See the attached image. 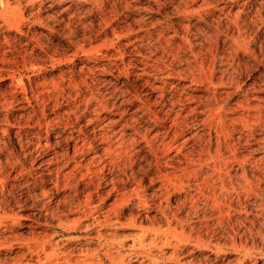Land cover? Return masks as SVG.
<instances>
[{
    "label": "rangeland",
    "instance_id": "374dc122",
    "mask_svg": "<svg viewBox=\"0 0 264 264\" xmlns=\"http://www.w3.org/2000/svg\"><path fill=\"white\" fill-rule=\"evenodd\" d=\"M208 1L188 0L184 3L178 0H0V212L2 211V216L4 215L0 232L2 233L1 238L5 237V240L0 238V264H39L37 263L38 259L43 260L46 256L53 258L52 260H55L53 263L60 264L66 262H68L66 264H176L177 261V264H264V130L259 123H254L253 120L246 122L233 114L237 109L239 111L238 107H234V103L241 97L234 83H237L239 79L249 81L255 71L264 67V52L257 51L259 64L256 68L249 70L242 65L238 66V58L243 57V54L239 41L231 37L232 23L227 22L223 18L224 15L215 14L223 19L218 21V24L212 25L209 22L211 20L210 13L213 10V13L218 12V3L217 0H213L216 2ZM242 1L236 2L235 11ZM251 2L253 11L260 8L261 5L264 6V0H252ZM262 8L264 10V7ZM197 12L203 14L201 18ZM178 23L190 24L189 41L193 39L194 35H198L196 30L205 36L207 47L205 56L209 57V61L212 62L213 83H222L217 87L220 91L224 89L234 91L225 103L217 107L214 113L222 111L232 120L228 122L230 128L225 139L234 142L232 147L234 149H231V152L230 149L221 145V153L230 159L228 169L222 170V173L229 171L226 181L228 184L230 181L229 190L232 191V204L236 209L241 208V212L238 213L236 209H231L229 214L224 213L223 220L219 222L218 210L212 213L207 210L205 219L199 214L201 219L196 222L197 224L191 223L194 221L193 216L188 218L189 223L186 224L195 226L193 235L190 237L187 235L188 231L182 234L177 228L175 231H167L168 241L165 244L160 240L153 244L149 243V235L141 242L140 227L147 229H151L153 226L159 229L162 227L160 231L166 232L167 224L163 221L162 209H158V207L162 204L164 206L167 201L168 204L170 203L169 206L172 204L173 207H176V202L184 195V192L180 193L177 189L172 188L168 189L170 195L167 197L163 193L160 200L159 197H154L151 194L160 185L162 175L156 173L154 168H148L145 159H142L145 151H141L142 154L134 158L135 161L132 162L131 167L134 169L135 176L127 175L123 178L125 181H123V189L109 192L111 186L106 184V179L109 178L107 170H98V176L103 177L100 180L101 186L98 192L93 191V205L90 208L87 207L85 213L83 210L75 209L74 201L78 198L73 196L75 187L52 195L49 204L45 203L47 202L46 198L36 200L33 197V194L40 193L41 183L38 175L46 174L44 168L29 167L14 179L13 175L7 176L5 168L7 153L4 145L11 154V160H16L18 153L22 154L18 139L13 132L23 120L18 119L16 103L12 102L10 107L4 106L6 101L8 103L11 100L12 94L21 99L25 90L24 92L27 97L31 98L32 104H34L33 101H41L38 106H34V111L37 110L36 112L47 115L55 110L59 114L56 119L55 131L59 133L58 147L60 149L69 148L71 164H73L72 162L79 163L82 159L81 155L73 152V146L75 138L82 134L86 135L89 131L88 128L90 129V127L84 128V125L89 126L86 123L88 120L85 115L84 118L82 116L85 105L94 104L97 101L94 100L96 97L108 98L114 88H120L123 91L131 90L137 93V98L126 94L129 102L123 105V119H130L132 116L139 118L140 113L136 111L140 105L139 100L146 91H149V83H158L156 73L143 74L142 72V69H145L143 64H146L148 61L146 59L150 56V45L156 44L155 35L158 32L167 37L173 33L172 29ZM166 28L170 29L166 33L162 32ZM207 32L212 34L208 37L205 35ZM173 42L179 41L176 39ZM253 45L257 48L258 41H253ZM184 46V52L181 51V53H187L186 57H189V60L184 61L181 58H176L167 68L170 75L165 79L167 83L165 89L169 92L173 83L184 81L188 83V78H191V75L199 76L196 77L195 83L207 82L202 77L201 66H195L193 71H188L185 68L186 64L193 65L191 63L193 58L189 54L188 42H185ZM155 55H158V51L153 52L151 57L153 58ZM140 73L142 75H137ZM233 74L234 76H232ZM72 83H78L76 84L78 87ZM177 90L175 94H181L180 87ZM167 91L166 94H169ZM256 91L257 97H264L258 88ZM196 94L199 96L202 92L197 91ZM47 95L51 99L45 103ZM86 96L89 99L88 102ZM252 102L253 104L258 103L257 100ZM43 104L49 105L43 108ZM233 107L234 112L228 110ZM68 109L75 110L77 116H81L80 120L69 118ZM7 111L12 114V117L11 115L9 117L12 119L10 123L14 122L15 125L5 121ZM113 113L114 109L111 108L110 114ZM130 113L131 116H129ZM117 116L115 115L116 119L119 118ZM31 117L34 116L27 118L24 128L32 129L35 126L36 117L33 120ZM145 120L146 116L144 119H139L140 125L144 131L152 132L153 123L151 121L145 123ZM261 120L259 121L261 122ZM247 125L251 126L250 130L252 131H248ZM6 129L8 132H5ZM79 129L82 130V133L76 132ZM183 130L184 132L176 143L167 151L168 155H172L176 147L181 144L184 145L183 149H188L192 144L191 138H195L196 135L197 137L201 136L202 131L206 130V125L194 123ZM211 135L213 138L209 146L212 151L211 156L215 157L213 149L216 147L217 140L214 133ZM138 138L140 139V137ZM22 139L21 141L24 143L25 140ZM141 140H139L140 144H142ZM43 142L44 140H42ZM202 144H206V141L204 140ZM30 149L32 150L33 146ZM233 153L237 157V161L234 159ZM239 163L243 165H239ZM127 173L131 172L127 170ZM3 175L5 176L3 177ZM151 179H153L152 183H150ZM85 180L84 178L77 181L75 178L76 183L74 182L78 185V196L82 198L90 192L84 186ZM245 186H251L252 191L248 193L249 195H244ZM220 187L221 185L217 183V193ZM208 192L211 193L210 189ZM64 194H68L70 198L66 203L60 204V212L54 211L53 217L50 214L45 216L44 211L54 210L55 202L59 200L57 198ZM185 207L179 208L178 217L185 219V212L189 206ZM26 215L29 218H37L38 224L33 231L39 235L44 234L52 240L50 241L52 246L46 249L44 255L40 252V248L30 251L23 248L21 242L18 241L19 238L27 237L30 234V230L24 225ZM104 215L106 218L103 217ZM58 218H61V222ZM174 225L172 224V228ZM112 244L114 245L112 246ZM64 249L67 250V253ZM172 252L177 253L173 255ZM22 254L23 256L16 260L17 256Z\"/></svg>",
    "mask_w": 264,
    "mask_h": 264
},
{
    "label": "bare ground",
    "instance_id": "6f19581e",
    "mask_svg": "<svg viewBox=\"0 0 264 264\" xmlns=\"http://www.w3.org/2000/svg\"><path fill=\"white\" fill-rule=\"evenodd\" d=\"M178 1L184 2L188 0H178ZM237 1L238 0H217L218 12L213 13L214 10L211 11L210 13L211 20L209 22L212 25L214 23L218 24V21L225 18L227 22L229 21L230 23H232L231 24L232 29L230 30L231 37L239 41V43L241 44V50L243 54V57L238 58V66L242 65L245 68L250 70L252 68H256L259 64V57H258L259 54H257V51L260 53L264 52V10L262 8L264 6L261 5L260 8H256L253 11L252 10L253 8L251 9L252 0H243L242 4L238 5V7L236 6L237 8L235 11L234 9H235V5H237L236 4ZM213 2H216V1H213ZM197 14L200 18L203 15L202 13H199V12H197ZM215 14H219L221 16L224 15V17L221 18V16H218V15L217 17ZM168 29L166 28L162 32L166 33ZM172 30H173V33L167 37H165L164 35H161L158 32L159 35L158 33L155 35L156 44L152 46L150 45V48H149L150 56H148L146 59L149 62L146 61V64L145 63L143 64L145 65V69H142V72L143 74L156 73L157 75L156 81H158V83H149L148 84L149 91H146L145 95L139 100L140 105L136 108V111L140 113V115L138 116L139 118H135L134 116H132L130 119H123V111H124V110L122 111L123 105L129 102V100L126 98V94H130L132 98H137V95H136L137 93L131 90L123 91L120 88H114L109 93L110 94L109 97L111 98L102 97L101 99V98L96 97L94 100H97V101H95L94 104L92 103L89 105L88 103L85 105L82 116L84 118V115H85L86 119L88 120V122L86 123H88L89 126L84 125V128L90 127V129L88 128L89 131L87 132L86 135L82 134V136L76 137L75 138L76 141L74 142V146H73V152L79 153L81 155L82 159L79 161V163L72 162L74 165L71 164L70 156H69V148L60 149L58 147L59 142L57 139L59 137V133L55 131H56V126H57L56 119L58 118L59 114L55 110L54 112L52 111L51 113L50 112L47 113V115L36 112L37 110L34 111L33 110L34 106H38L39 102L41 101L40 100L33 101L34 104H32L31 102L32 100L31 98L27 97V95L24 92L25 90L23 91V95L21 96L22 97L21 99L16 97L15 94H12V98H10L11 100L8 103L6 101L7 104L4 103V106L10 107L12 102L16 103V111L17 113H19L18 119L23 120L22 123L18 124V126L15 127V132H13L14 136H16L18 139L19 147L22 151V154L20 155V153H18L16 155L17 159L16 160L14 159L15 161L11 160L10 159L11 154L8 152V150L6 149V146L4 145V149L6 150V153H7L6 158H5V168L7 169L6 170L7 176L13 175V179H14L15 176L21 175L29 167L32 168L33 166H35L36 168H44V170L46 171V174L40 173L38 175L40 178L39 181L41 183L40 184L41 187L39 190L40 193L33 194V197L36 200L38 198L40 200H43V198H46L47 202L45 203L49 204L51 202L52 195L58 194L59 192H65L67 189L72 188V187L74 189L75 187V191H73V196L78 197L74 201L75 209L77 208L78 210H83V213H85L87 207L90 208L93 205V201H92L93 191L98 192L99 187L101 186L100 180H102L103 177L98 176V170L99 171H102L103 169L107 170L109 178L106 179V182H107L106 184H110L109 186H111V189H109V192L112 190L117 191V190L123 189L124 187L123 184L125 182L123 178L127 177V175H130V176L134 175V169H132L131 167L133 165L132 162L135 161L134 158L137 156L139 157L142 154L141 151H145V155L142 157V159H145L144 161L147 164L148 168L149 169L154 168V171H156V173H159L160 175H162V179H161L162 181L159 182L160 185L157 186L155 191L151 194L154 197H159V200H160V198H162L161 195L163 193H165L167 197L170 195V190L168 191L169 188H172L174 190L177 189L178 192L180 193L184 192V195L182 194L183 197L180 198L181 200L179 199L176 202L175 204L176 207H173L172 204L169 206L170 203L168 204V201L164 206L162 204L161 206L158 207V209L159 208L162 209L161 214L164 218L163 221H165L167 224V229L165 230L166 231L165 233L164 231H160L162 227L160 229L154 228V226L153 228L151 227V229H147L143 227L139 228L140 232H142L140 233L141 234L140 241L143 242L144 239H146L145 237L149 235L148 237L149 243L151 244H153L157 240L162 241L164 244L167 243L168 241L167 231L168 230L175 231L177 230V228L180 229V233L184 234L188 231L187 235L189 237L192 236L193 228H195V226H192L191 224L189 225L186 224L187 222L189 223L188 218L190 216L194 217V221L191 223H196V222H199L201 219L199 214H201L202 217L205 219V214L207 210H209L210 213L218 210V215H219L218 221L221 222L223 220L222 216L224 215V213L229 214L231 209H236V207L233 206L232 204L233 202L231 200L232 191L229 190L230 181H229V184L226 181V178L229 177V174H228L229 171L222 173V170L224 171L228 169V164L230 163V159L227 158V156L222 154L220 151L221 145H224L227 149H230V151L231 149H234L232 148L234 145V142L233 141L229 142L230 139L228 141L225 139V135L228 133V129L230 128L228 122L229 121L231 122L232 120L231 118H229L230 116H226V114L222 111H219L217 114L214 113L217 107H220L223 103H225V101L230 97L231 93H233L234 91H229L226 89L220 91L219 89H217V87H219V85H221L222 83H213V77L211 74L212 62L209 61V57L205 56L207 47L205 45L206 38L204 39L205 36L203 34L199 33L195 29L196 30L195 32H197L198 35H194L193 39L189 41L190 24L178 23L177 26L173 28ZM208 32L205 33V35L209 37L212 33L209 34ZM171 39H172V42H171ZM176 39L179 42L177 43L173 42ZM255 40H257L259 43V46L257 47L258 50L253 45V41ZM185 42H188L189 48H190L189 54H191L193 58L191 60L192 61L191 63H193V65L185 63L186 64L185 68H187L188 71L190 70L193 71L195 66H201L202 77L205 78L207 82L206 83H195L199 76L198 77L196 76L197 77L196 78L194 75H191V78H188L189 79L188 83H185V81L181 83L180 82L173 83L174 85H172V89H170L171 91L169 92L165 89V85H167V83L165 82L166 81L165 79H167L170 75L167 68L169 67V65H171L172 62L175 61L174 59L176 58H181L184 61L189 60V57H186L187 53H183L184 52L183 49H185V46H184ZM157 51H158V55H155L152 58L151 56L153 55V52H157ZM181 51L183 52L181 53ZM228 69H229V66H228ZM137 75H142V73L137 74ZM253 75L254 76L249 81L239 79L237 80L238 81L237 83H234L237 91H239L238 94L239 93L241 94V97L238 98L236 102L234 103V107H238L239 111L237 109V111L234 112V107L233 109L229 108L228 110L229 111L233 110L234 113L233 112L232 113L234 114V116L239 117L240 119L245 120L246 122L253 120L254 123H259L261 125V128L264 130V97H257L255 95L257 93L256 88H258V90H260V92L264 94V67H262L260 70L255 71ZM232 76H234V74ZM227 79L228 77L226 78V80ZM181 80L183 81V79ZM241 82H242V85H241ZM72 84L76 85L78 83H72ZM76 86L78 87V85ZM178 87H180L181 94L177 95L175 94V91L177 90ZM166 91L169 92V94H166ZM197 91L202 92V94L198 96L196 94ZM85 98H86V101L88 102L89 100L87 99L88 97L86 96ZM50 99L51 97L47 95V99H46L47 102L45 103H48ZM253 100H257L258 103L253 104L252 102ZM48 105L43 104L42 107L46 108L48 107ZM40 108L39 110H41ZM111 108L114 109L113 114H110ZM67 114L69 118H73V119L74 118L79 119L81 117V116H77V114L75 113V110L73 109H68ZM10 115L12 117L11 112L7 111L6 117H5L6 119L5 118L4 119L9 124L15 125L14 122L10 123L12 121V119L9 118ZM115 115H118L119 118L116 119ZM29 116L36 117L34 120L35 126L32 129L24 128L25 127L24 123L26 122L27 118H29ZM129 116H131V113ZM145 116H146L145 123H148L150 121L153 123V128L151 130L152 132L144 131L143 127L140 125L139 119H144ZM259 120H261V122ZM194 123L205 124L206 130L202 131V133L200 134L201 136L197 137L196 135L195 138L194 137L191 138L192 144L188 149H183L184 145L181 144L180 146L176 147L175 152L172 155L170 154L168 155L167 151L176 143L179 136L184 132L183 129L189 127L190 125H193ZM247 127H248L247 129L249 132L252 131L250 130L251 126L247 125ZM6 131L7 129L5 130V132ZM76 132L82 133V130L79 129ZM212 133L215 134L216 140H217L216 147H214V149L216 148L215 151L213 149V154L215 153L216 155L215 157L211 156L212 151H210L211 147L209 146L212 143V138H213L211 135ZM71 134L73 135V132ZM138 137L142 139L141 140L142 144L139 143L140 139ZM21 139L24 141V143L21 141ZM42 140H44L43 143H42ZM204 140L206 141V144H202ZM31 146H33L32 150L30 149ZM143 148H145V150H143ZM233 157L237 161V157L234 155V153H233ZM239 165H243V164L239 163ZM127 170H129L131 173L128 174ZM5 175H3V177ZM75 178H77V181L78 179H84V178L86 179L84 182L85 185L84 184L83 185L87 187V189L90 192H88L84 198L78 196L79 194V192H77L78 185L75 184L76 183ZM0 182H1V179H0ZM152 182H153V179L150 180V183ZM217 183L221 185L218 193L216 192ZM46 185H48V188H46ZM208 189H210V192H211L210 194L208 192ZM243 191L245 193L244 195L248 194L249 192L252 191L251 186L250 187L245 186ZM60 197L57 198L59 200L55 202L56 208L54 207L55 208L54 210L52 209H49L46 211L43 210L45 212L44 214L45 216L50 214L53 217L55 214L54 211L60 212L59 210L60 204L66 203V201H68L67 199L70 198L68 194H64ZM201 200L203 201L201 202ZM187 205L189 207H187ZM185 206L188 209L185 212L186 216L184 219L183 217H178V210L179 208L181 209L182 207H185ZM240 209H236L238 213L242 211V210L240 211ZM1 212H0V231L2 230L1 227L4 221V215L2 216ZM105 215L103 217H105ZM34 218H29L26 215V218H24L26 219V223L24 225L25 227H27L28 230H30V234L27 237L25 236L21 239L19 238L18 241L21 242L20 244H22L21 246L23 248L30 250V251H32L35 248H40V252H42L44 255L46 249L52 246L50 244V241L52 240L48 239L47 236H45L44 234H43L44 236L39 235V233H36L35 231H33L35 229V226L38 224V221L36 220L37 218L36 219ZM55 220H56V217H55ZM58 220L59 222H61V218H58ZM174 222H175V225H174ZM166 224H165V227H166ZM172 224L174 225L173 226L174 228H172ZM163 233H164V236H163ZM1 235L2 233L0 232V238L2 237ZM99 236L101 237V235ZM162 236L165 241L163 240ZM2 240H5V237ZM113 245L114 244H112V246ZM66 251L67 250H65V252ZM176 253L177 252H174L173 255H175ZM22 256L23 254L21 256L20 255L17 256L16 260H19ZM36 257L38 258L39 256H36ZM52 259L53 258L46 256L43 258V260L38 259L37 263L39 264H60L58 262L53 263V261L55 260H52ZM61 259H62V256H61ZM177 263L178 261L176 262V264Z\"/></svg>",
    "mask_w": 264,
    "mask_h": 264
}]
</instances>
